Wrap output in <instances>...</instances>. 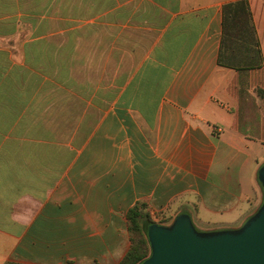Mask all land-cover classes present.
Returning a JSON list of instances; mask_svg holds the SVG:
<instances>
[{
	"label": "crops",
	"instance_id": "crops-1",
	"mask_svg": "<svg viewBox=\"0 0 264 264\" xmlns=\"http://www.w3.org/2000/svg\"><path fill=\"white\" fill-rule=\"evenodd\" d=\"M263 164L264 0H0V264L239 229Z\"/></svg>",
	"mask_w": 264,
	"mask_h": 264
},
{
	"label": "water",
	"instance_id": "water-1",
	"mask_svg": "<svg viewBox=\"0 0 264 264\" xmlns=\"http://www.w3.org/2000/svg\"><path fill=\"white\" fill-rule=\"evenodd\" d=\"M263 201L236 230L197 231L187 215L169 226L146 228L149 256L139 264H264V164L258 171Z\"/></svg>",
	"mask_w": 264,
	"mask_h": 264
},
{
	"label": "trees",
	"instance_id": "trees-1",
	"mask_svg": "<svg viewBox=\"0 0 264 264\" xmlns=\"http://www.w3.org/2000/svg\"><path fill=\"white\" fill-rule=\"evenodd\" d=\"M126 218L128 221V231L131 242L127 253L119 264H139L144 260L148 253L147 242L140 233V223L143 216L140 214L139 209L134 207L128 211ZM145 219H148V217ZM143 230L146 234V227H143Z\"/></svg>",
	"mask_w": 264,
	"mask_h": 264
},
{
	"label": "rangeland",
	"instance_id": "rangeland-1",
	"mask_svg": "<svg viewBox=\"0 0 264 264\" xmlns=\"http://www.w3.org/2000/svg\"><path fill=\"white\" fill-rule=\"evenodd\" d=\"M75 106H76V109H78V107H79V105H78V107H77V104H75ZM147 223V221L146 220H144L143 222L141 221V223H140V233H141V235H142V237L144 238V240L147 242V245H148V253H147V256L144 258V259H146L148 256H149V254H150V248H149V244H148V241H147V238H146V234H145V232H144V230H143V227H144V225ZM128 231V230H127ZM128 236H129V241H130V234H129V231H128ZM136 237H137V235H136ZM131 242V241H130ZM130 247V246H129Z\"/></svg>",
	"mask_w": 264,
	"mask_h": 264
}]
</instances>
